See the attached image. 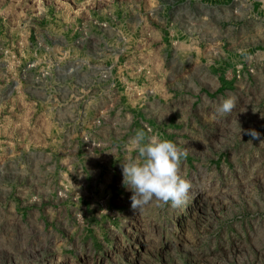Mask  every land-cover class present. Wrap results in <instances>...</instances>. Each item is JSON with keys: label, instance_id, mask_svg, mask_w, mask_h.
Listing matches in <instances>:
<instances>
[{"label": "rangeland", "instance_id": "obj_1", "mask_svg": "<svg viewBox=\"0 0 264 264\" xmlns=\"http://www.w3.org/2000/svg\"><path fill=\"white\" fill-rule=\"evenodd\" d=\"M137 130L181 206L131 207ZM0 264H264V0H0Z\"/></svg>", "mask_w": 264, "mask_h": 264}, {"label": "clouds", "instance_id": "obj_2", "mask_svg": "<svg viewBox=\"0 0 264 264\" xmlns=\"http://www.w3.org/2000/svg\"><path fill=\"white\" fill-rule=\"evenodd\" d=\"M236 106V98L221 99L217 112L228 115ZM151 130H149L150 133ZM259 138V133H250ZM127 153L122 163L123 183L133 191L131 207L137 209L150 202L179 207L186 202L191 184L180 175L181 160L187 150L163 139L158 134L137 130L124 147Z\"/></svg>", "mask_w": 264, "mask_h": 264}]
</instances>
